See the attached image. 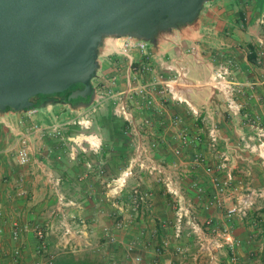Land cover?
<instances>
[{
    "label": "crops",
    "instance_id": "1",
    "mask_svg": "<svg viewBox=\"0 0 264 264\" xmlns=\"http://www.w3.org/2000/svg\"><path fill=\"white\" fill-rule=\"evenodd\" d=\"M263 10L264 0H208L192 21L160 29L148 41L149 49L156 57L176 59L188 68L179 91L198 109L199 115L193 116L184 103L168 105L162 117L165 127L159 129L161 143L154 153L158 159L178 164L183 185L189 187V193L198 202L210 189V177L203 173L201 166L193 165L195 153L202 154L206 163L214 166L219 153L224 151L231 158L236 182H242L244 187H264V163L255 152L240 147V137H249L253 133L249 123L251 118L257 116L264 127V25L257 23ZM124 38H103L97 52V70L93 84L115 75L116 81L112 88L117 91L123 89L129 79L136 82L154 79L153 74L141 75L137 72L136 69L144 62V57L138 50H131V67L124 56L114 52ZM219 64L229 65L232 79L242 90L237 96L243 104L239 115H232L222 95L206 83ZM88 103L89 100L84 102V106L87 107ZM72 104L56 98L54 103L42 100L37 107H32L35 111L31 114L28 109L0 111V210L4 214L0 227L3 230V244L6 247L10 244L9 220L18 218L29 228L24 236L26 258L30 251L33 256L35 239L30 226L45 221L48 211L53 207L49 206L54 202L66 218L72 215L88 221L90 235H98L95 244L101 243L103 247L101 255L96 254L100 261L135 264L126 246L140 225L129 230H115L110 205L102 199L104 176L117 175L127 163L130 153L128 139L121 133V120L100 118L98 113L95 114L97 117L93 115L89 128L97 129L82 133L87 135L89 142L99 144V147L96 151H79L72 160L68 157L67 137L78 133L69 129V126H62L78 118L82 112L79 110L81 105ZM148 114L145 111L142 115ZM173 114L181 116V125L189 133H199L201 136V142L196 147H183L180 156L172 152V148L178 145L172 138L173 129L170 127ZM210 123L216 124L219 129L220 140L216 149L210 148L206 134V127ZM57 126L61 129L59 135L53 130ZM20 135L27 136L31 148L30 162L24 166L19 165L11 156L16 154ZM88 161L96 164L91 171L86 167ZM97 167L104 170L105 174L100 175ZM224 175V171H213V176L218 179H222ZM50 176L60 179L56 194L48 181ZM134 182L135 180H130L131 184ZM191 183L206 192L191 188ZM18 186L24 189L21 196L17 195ZM143 186L153 193V214L145 226L156 231L157 236L144 239L149 245L135 250L144 257L140 264H149L155 256L154 245L162 237L168 239L169 245L161 258L180 261L173 253L174 247L176 244L190 243L189 239L174 240L169 227L160 226V221L170 222L173 219L172 203L159 185L143 180ZM244 190L243 188L242 191ZM60 195L65 200L75 201L76 205H58ZM261 207H264V200H260L250 212L248 221L231 224L234 235L242 240L237 250L240 264H264V217L261 223H257L258 215L263 211L259 209ZM199 215L200 218L209 216L221 226L226 224L223 211L219 208L214 207L208 212L200 211ZM105 229L114 233V244H105ZM249 237L252 243L248 242ZM54 239L55 236H52L51 240ZM254 249L257 250V256L251 257L249 252ZM87 252L88 250L71 255L80 256ZM0 264L11 262L0 255Z\"/></svg>",
    "mask_w": 264,
    "mask_h": 264
},
{
    "label": "built area",
    "instance_id": "2",
    "mask_svg": "<svg viewBox=\"0 0 264 264\" xmlns=\"http://www.w3.org/2000/svg\"><path fill=\"white\" fill-rule=\"evenodd\" d=\"M257 23L264 25V10L258 17ZM124 37L122 44L114 49V52L124 56L131 67L133 63L131 50H138L143 55L144 62L136 69L137 72L141 75L153 74L154 79L148 82L129 79L125 87L117 91L112 88V84L116 81L115 75L96 84L92 83V96L86 109L81 112L77 120L62 125L64 127L77 124L81 129H88L93 115L97 114L104 105L110 107L112 115L123 123L122 133L127 137L130 149L127 163L117 175L104 176L102 181V199L110 205L113 228L129 230L135 228L137 224L140 225L126 248L135 264L142 263L143 255L136 253L135 250L149 245L144 239L157 236L156 231L149 230L145 226L153 214V193L143 186V180L150 181L162 188L173 206V219L170 222L160 221V226L169 227L174 240L189 239L190 243L176 244L173 253L180 261H172L170 258H161L169 241L166 237L160 238L154 245L155 256L149 264H240L237 250L242 240L234 235L231 224L236 221H248L250 212L257 207L260 200H264V187H244L242 182H236L231 168V158L224 151L219 153L218 161L214 166L207 164L202 154L195 153L192 163L194 166H201L203 173L210 177V189L206 192L195 183H191V188L206 192L199 202L189 193V187L183 185L181 175L178 173V164L158 159L154 153L161 143L159 129L165 127L162 117L168 105L184 103L193 116L199 115L198 109L179 91L188 74V68L176 59L156 57L151 53L147 40L134 36ZM230 74L229 65L219 64L206 83L222 95L232 115H239L243 104L237 96L242 90ZM34 111L35 108L28 109L30 114ZM145 111L149 113L147 116L142 115ZM181 123V116L178 114L171 116L172 138L178 143L172 148L176 156H180L183 147L188 145L196 147L201 142L199 133H189ZM249 123L253 133L249 137L243 135L240 137V147L255 152L264 163V127L257 116L251 118ZM60 126L53 129L58 135L61 133ZM206 134L210 148L216 149L220 140L217 125L208 124ZM86 137L87 135L82 132L67 137L70 159L74 160L79 151L97 150L99 144L89 142ZM30 151L29 139L25 135H20L19 145L16 148V160L19 165L24 166L30 162ZM95 165L90 161L86 163L90 171ZM96 169L100 175L105 174L101 168ZM213 171H224L225 175L222 179H218L213 176ZM130 180L135 182L131 184ZM48 181L56 194L60 179L50 176ZM23 194L24 189L18 186L17 195ZM58 200L60 206L76 205L75 201L65 200L62 195ZM214 207L223 211L225 225L215 223L209 216L200 218V211L208 212ZM259 209L264 211V207ZM263 211L259 213L257 223L262 222ZM3 218L4 214L0 210V221ZM88 224L84 218H76L72 215L66 218L54 205L48 211L45 221L30 226L35 244L32 260L27 262L24 236L29 228L18 218H13L9 220L10 244L7 247L3 244V230L0 227V255L9 259L11 264H53L56 258L63 254H76L87 250L100 253L103 247L101 243L92 242ZM52 236H55L53 241ZM103 239L108 245L116 242L114 233L109 229H105ZM248 242L252 243L251 237ZM256 252L255 249L250 250L249 255L256 257Z\"/></svg>",
    "mask_w": 264,
    "mask_h": 264
},
{
    "label": "water",
    "instance_id": "3",
    "mask_svg": "<svg viewBox=\"0 0 264 264\" xmlns=\"http://www.w3.org/2000/svg\"><path fill=\"white\" fill-rule=\"evenodd\" d=\"M208 0H0V111L32 107L36 95L82 88L92 96L105 36L151 40L192 21Z\"/></svg>",
    "mask_w": 264,
    "mask_h": 264
},
{
    "label": "trees",
    "instance_id": "4",
    "mask_svg": "<svg viewBox=\"0 0 264 264\" xmlns=\"http://www.w3.org/2000/svg\"><path fill=\"white\" fill-rule=\"evenodd\" d=\"M78 87H81V85L80 84H74V85L70 86L68 89H66L65 91L60 92V93L36 95L31 99L32 100V107H37L42 100H46V99L53 97V96H56L60 100H63L65 102H69V103H74L77 101L87 102L89 100L90 96H88L86 99H82L80 97H78L76 99H69L68 98L69 94L72 91H74L75 88H78ZM6 110H9V109L7 108ZM112 118L116 119V117H114V116ZM120 123H121V133H122L123 132V123H122V121ZM53 264H102V263L98 262L96 259H91L89 256H86V255L75 256V255H71V254H63V255L58 256Z\"/></svg>",
    "mask_w": 264,
    "mask_h": 264
},
{
    "label": "rangeland",
    "instance_id": "5",
    "mask_svg": "<svg viewBox=\"0 0 264 264\" xmlns=\"http://www.w3.org/2000/svg\"><path fill=\"white\" fill-rule=\"evenodd\" d=\"M113 36H105L104 38H105V40H109L110 38H112ZM100 49V48H99ZM99 49H98V51H99ZM92 81H93V79H92ZM77 89V88H76ZM75 89V90H76ZM56 96H53V97H50V98H48V99H46V100H48V101H51V102H56ZM76 105H81V107L79 108V110L80 111H83L84 109H86V107L84 106V102H81V101H77V102H74L73 104H72V106H76ZM94 116H96V115H94ZM97 116H99L100 118H112L113 117V115H112V113H111V110H110V107H108L107 105H104V106H102L100 109H99V111H98V115ZM96 116V117H97ZM78 118H76V120H77ZM95 126H97V125H95ZM99 126V125H98ZM102 127V126H101ZM69 129H72V130H74L75 132H77V133H79V132H85V130H95V129H97V127L96 128H89V129H81L80 127H79V125H71V126H69ZM10 143H12V141H10ZM56 145V140H54L53 141V146H55ZM11 156H13V160H14V158L16 159V154H14L13 153V155H11ZM52 206H54V202H52L51 204H50V206L49 207H52ZM98 235L97 234H95V233H92L91 234V240L94 242V243H96V239L98 238L97 237ZM98 240V239H97ZM31 252V251H30ZM28 253L27 254V258L28 259H26V261H31L32 260V253ZM96 254H98V255H101L99 252H92V251H88L87 253H84V254H82V255H80V256H83V255H86V256H89L91 259H98L97 261L98 262H100V263H102V264H117V262L116 261H114V263L112 262V261H100L99 260V258L97 257V255ZM77 256V255H76ZM97 257V258H96Z\"/></svg>",
    "mask_w": 264,
    "mask_h": 264
},
{
    "label": "flooded vegetation",
    "instance_id": "6",
    "mask_svg": "<svg viewBox=\"0 0 264 264\" xmlns=\"http://www.w3.org/2000/svg\"><path fill=\"white\" fill-rule=\"evenodd\" d=\"M78 88H82V86H81V87H78ZM78 88H77V89H78ZM75 89H76V88H75Z\"/></svg>",
    "mask_w": 264,
    "mask_h": 264
},
{
    "label": "bare ground",
    "instance_id": "7",
    "mask_svg": "<svg viewBox=\"0 0 264 264\" xmlns=\"http://www.w3.org/2000/svg\"><path fill=\"white\" fill-rule=\"evenodd\" d=\"M87 138V137H86ZM89 139H92V137L91 138H89Z\"/></svg>",
    "mask_w": 264,
    "mask_h": 264
}]
</instances>
